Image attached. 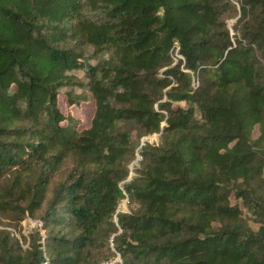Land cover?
<instances>
[{"label": "trees", "instance_id": "1", "mask_svg": "<svg viewBox=\"0 0 264 264\" xmlns=\"http://www.w3.org/2000/svg\"><path fill=\"white\" fill-rule=\"evenodd\" d=\"M111 248L264 264V0H0V264Z\"/></svg>", "mask_w": 264, "mask_h": 264}, {"label": "rangeland", "instance_id": "2", "mask_svg": "<svg viewBox=\"0 0 264 264\" xmlns=\"http://www.w3.org/2000/svg\"><path fill=\"white\" fill-rule=\"evenodd\" d=\"M234 20H235L234 17L233 18H229L227 20V26L230 29H231L232 24L234 23ZM88 53H91V51H89ZM92 62H94V61H92ZM75 75H76V77H78V79H80V78L84 79L82 72H75ZM91 111H92V106L90 105V103H87V104L82 103L80 107H74L73 108V112H74L75 116L78 117V121H79L78 125L80 127H84V126H87L89 124ZM158 136H159L158 133L145 135L142 138H140V144H143L145 141H147V142H149L151 144L153 142H157V141H159V137ZM140 159H141V157L139 155V152L136 149V157L134 158V160L130 164L131 173L133 172V168L138 166ZM118 209L119 210H123V211H127L128 210V200H127V198H124V199L120 200V202L118 204ZM245 215L247 217H250L248 211L245 213ZM114 220H116V217L114 218ZM22 225H23L22 232L26 236H28V232L27 231L29 229L33 228L34 225H41V222L38 219H31V218L27 217L26 219L23 220ZM109 243H110V247H112L111 238H110ZM26 246H27V243H22V247L23 248H25ZM111 249L114 252V255L111 256L108 259L103 260V261H106V262H109V263L113 264L114 261L116 260V253H115L113 248H111Z\"/></svg>", "mask_w": 264, "mask_h": 264}, {"label": "built area", "instance_id": "3", "mask_svg": "<svg viewBox=\"0 0 264 264\" xmlns=\"http://www.w3.org/2000/svg\"><path fill=\"white\" fill-rule=\"evenodd\" d=\"M173 57H174V59L177 58V57H180V55H178V53H177V47H175V52H174ZM111 241H112V239H111ZM115 253H116V260L114 261L113 264H125V263L122 261V258H121V256L119 255V253L116 252V251H115ZM43 264H47V262H44ZM100 264H111V263L106 262V261H103V262H101Z\"/></svg>", "mask_w": 264, "mask_h": 264}]
</instances>
